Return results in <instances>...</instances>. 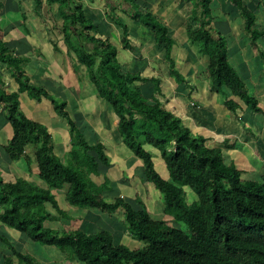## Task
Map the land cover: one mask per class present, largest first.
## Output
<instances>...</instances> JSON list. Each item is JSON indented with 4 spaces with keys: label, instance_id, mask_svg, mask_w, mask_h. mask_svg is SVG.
<instances>
[{
    "label": "trees",
    "instance_id": "obj_1",
    "mask_svg": "<svg viewBox=\"0 0 264 264\" xmlns=\"http://www.w3.org/2000/svg\"><path fill=\"white\" fill-rule=\"evenodd\" d=\"M181 1L191 4L184 28L188 40L199 53L197 65L200 61L202 66L201 62L205 60V69H201L196 78L205 75L209 90L219 94L222 103L238 119L245 109L264 113L262 103L249 92L247 74L242 70L238 72L230 63L229 54L232 55L231 52L228 54L224 37L211 25L213 17L208 18V15L213 8L212 0ZM32 2L34 12L39 16L38 8L43 5L48 13L52 8L57 9L62 21L61 41L67 49V56L74 60V70H82L92 85L91 92L114 113L117 133L141 160L143 182L152 183L160 192L164 213L186 227L169 225L165 219L153 217L139 199L127 201L116 196L112 201H106L101 190L92 188L96 182L89 176L98 174V163L109 165L101 142L88 143L66 109V100L30 83L29 76L20 66L22 58L9 53L1 20L0 104L12 129L2 147L9 160L17 161L29 158L26 147L32 145L37 177L43 184L22 177L6 178L0 169V227L18 231L40 244L56 246L84 264H264V173L257 180L243 179L250 175H244L247 172L237 168L232 161L226 163L223 158V149H232L235 143L230 144L226 137L218 140L212 135L207 138L195 133L186 119L166 108L158 97L162 95L161 76L148 78L140 71L124 70L117 57L119 48L132 52L135 48L129 36L131 31L120 16H111L122 30L121 45L118 46L111 41L110 34L102 33V25L86 15L81 0ZM228 2L239 11L244 34L231 48L239 56L245 48L248 56L253 52L258 57L264 56L258 45L264 37V27L257 26V15L252 13L253 10L248 13L241 0ZM253 7L259 8L257 5ZM116 9L132 24L139 23L152 32L154 44L160 47L163 58L169 62V75L185 89L189 87V97L194 86L174 66L171 50L175 41L170 27L159 20L150 7L141 6L138 0H120ZM21 15L25 20L27 15L23 12ZM53 41H56L53 48L60 49L58 38ZM76 41L79 43L75 44ZM138 56L141 57L140 53ZM262 63L260 72L264 70V61ZM2 66L16 81L17 90H6ZM239 68L243 67L239 65ZM146 82L152 84L147 94L141 86ZM21 92L36 100H48L55 113L67 121L71 141L68 153L73 160L74 157L77 159L78 169L55 154L48 128L23 113L19 100ZM146 145L158 150L167 168V177L156 170L152 153ZM92 150L96 151L97 158L89 154ZM62 187L66 188L65 198L72 206H86L109 214L122 209L127 229L144 246L130 248L116 243L111 232L106 230L87 233L79 229L52 228L48 223L55 221V216L46 210V204H51L58 218L61 210L55 193ZM0 241L11 251L1 256L0 264H40L32 255L17 250L4 230H1Z\"/></svg>",
    "mask_w": 264,
    "mask_h": 264
},
{
    "label": "rangeland",
    "instance_id": "obj_2",
    "mask_svg": "<svg viewBox=\"0 0 264 264\" xmlns=\"http://www.w3.org/2000/svg\"><path fill=\"white\" fill-rule=\"evenodd\" d=\"M7 1L9 3L5 6H2L0 10V19L2 18L1 22L7 23V17H9L10 20L14 19L16 22L20 20V23H16L14 20H11L12 22L9 25H6L7 34L4 33L6 39H4V41L6 42V45L10 50L9 53L12 55H18L15 52L16 48H18V45L26 46L27 50L30 46H32L34 53L45 54L44 52H46V55L50 60L46 59L45 61L42 60L41 62L46 72L49 70V67L51 65H55V63L57 64V60L59 59V67L53 68L55 69V71L61 70L62 83L63 80L65 81V83L61 85L60 82H53L54 86H59L56 88L54 87V92L59 93L60 96L64 97L60 98L68 102V106L66 109L71 114V117L75 121L76 126L84 134L88 143L95 145L97 142H101V148L104 152H106L109 165L104 166L102 163H98V174H90L89 176L92 177L94 181H96V186L93 185L92 188L94 189L96 187L97 189L101 190V196L105 197L103 199L106 201H112V197L114 198L116 196H120V193L123 194L127 201L139 199L145 204L153 217L163 218L169 225H174L185 229L186 226L183 223L174 222L172 216L164 213V203L158 189H156L152 183L143 182L141 178V160L138 159L125 145L121 136L118 135L116 128L114 129L113 126L117 120L114 113L101 98H98L94 93L91 92L92 85L88 83L82 70H74V60H71V58L66 55L67 49L61 41L62 21L58 15L57 9L52 8V10H50V12L48 13L46 5H43L41 8H38L41 15L39 16L34 12V3L32 2V0H30L31 6H29V0ZM117 1L120 0H94L93 2H89L87 0L86 3L88 2V4L91 6L88 7L87 5H85L84 8L87 16L93 18L95 20V23L103 26L102 29H104L102 30V33L104 32L105 35L110 34L109 36L111 41L114 44L120 46L122 39V30L114 23V20L111 16H120L121 20L125 22L128 28L130 25H132V22L128 21L127 17H125L123 13L119 12L118 9H116L117 6H115L114 3H116ZM152 1L153 0H138V3H140L141 6L144 5L148 7H151L153 3L154 10L156 11L158 9V11H160V6L168 2L166 0H159V3L157 4V6H155L156 3ZM171 2L175 3L176 8L178 6L180 7V9H177L179 10L181 16H183V20L179 24H175L176 27L175 25L169 26L171 30V36L175 41L174 45H176V47L174 48V52H172L174 66L179 72H181L182 74L184 73L187 80L190 81L189 83L192 84V81L196 79V74L201 71V69H205V60L201 62L202 66H200V61L199 66L197 65L199 60V53L196 50V46L190 43V41L188 43L193 46L189 48L190 52L183 50V46L181 45L180 47H178V44H183V42L185 41L184 39H186L184 35V27L186 20H188L190 12V2L188 3V1L185 2L181 0H171ZM224 2L220 0H212L211 3L213 8L211 14L208 15V18H210L211 16L213 17V23L211 25L216 27L223 35L224 41L229 48V54L230 52H232L231 47H235L234 44H236V40H238L240 35L242 36L244 34L242 31V18L239 11H236V7L234 5H230L228 0ZM241 4L242 7H245L248 13H250L249 11L253 10L254 12L252 13H254L255 16L257 15L258 17L257 26L264 27V0H241ZM253 5H257L259 6V8H255L253 7ZM22 12L27 15V20L24 21L25 24L23 25L22 23L24 19L17 17L20 16ZM32 18L36 19L35 22H33ZM30 19L31 22H28L30 21ZM191 22L194 24V21ZM128 23H130V25ZM4 24H2V26ZM10 29H16V34H19V37H21L20 34L26 33H32L33 35L32 37L25 35L26 38L30 39L21 40L15 44L11 36L13 35L15 37L16 35H14L13 33L14 30L9 33L8 31ZM129 31L132 32H129V36L132 41V46L135 49L132 52L129 49H123L120 47V53L117 56L118 61L123 65L124 70L132 72L140 71L142 76L148 78L154 75L160 76L161 74L163 75L162 77L165 78V80H163V82L161 83V86L163 85L164 87V85H166L167 83L169 85V90H171V85L172 83H174V79L171 75H169V62H167L163 58V51L160 49V47L157 44H154L152 40V32L139 23H135L133 28H129ZM141 31H144L143 33H145L146 35H142ZM114 34L116 35V37L114 36ZM175 35H180V37H182L183 35V37L181 40H178V42L176 39L177 36ZM46 38H48L47 41L45 40ZM57 38V42L60 46V49L58 50L53 48V42L56 43V41L53 40H56ZM260 40L261 41H258V45L264 52V37ZM43 41L44 43H41ZM77 43L79 42L76 41L75 44ZM44 44L45 46H43ZM173 47L171 51H173ZM60 51H62V53ZM59 52L61 54H59ZM139 53L141 54V58H139L138 56ZM256 54L257 53L252 54V57L255 58V62L251 61L248 57L246 60H248L249 63L247 66H243V68H239V66L235 64L236 62L234 61V57H230V54L229 61L238 72L242 70L245 72L244 74H247L248 77L246 78V85L248 86L249 92L255 95V97H257V99H259V101L264 106V70L260 72L261 70L259 68L263 66L262 62L264 61V56L262 55V57H258ZM30 58L32 57L30 56ZM27 60L28 57L22 59V63L20 66L26 64ZM35 62H37V58H32V66L35 64ZM1 71L3 73L5 82L7 81L5 85L6 90L12 91L15 84L13 77L3 68V66L1 67ZM31 72H33L32 67L26 70L27 76L30 77ZM204 77L205 75H202L203 79ZM55 80L59 81V79ZM61 86L63 87L61 88ZM141 86L146 94L149 93L152 88V84H150V82L142 83ZM163 90H166V87L163 88ZM54 92H52V94L58 97ZM158 97L161 99L162 96ZM215 103L219 104L218 101ZM188 105L190 107L189 112H191L192 115L197 116V122L200 121L198 128L203 131L205 130L204 127H209V123H204L206 120L210 119V117H208L210 115L207 114L208 111L206 110L204 104H202L203 107H198L197 105L196 108L195 105H193V102H191V100H188ZM21 106V110L28 118L39 122L48 128L52 136V144L55 143V150H53L58 155L56 153L55 154L65 163H69L73 166V168L78 169L79 163L76 161L77 159L74 157L75 160H73L68 152H66V154H64L63 152L65 146L67 147V149H71V141L69 136L67 135V130H69L67 121L64 118L58 116L55 113L53 107L50 106V103L46 100L41 101L40 104L36 106L34 105L35 110L33 109V106H26V104H24V100L21 102ZM43 108L45 110H43ZM199 112L203 115L198 116L197 113ZM243 112L244 113L240 116V119L236 118L239 121V125L241 124L242 126H245L244 124L247 123L248 130L252 131L256 135V137L251 141L252 143L250 141L241 143V139L243 136L240 133V141L234 145L233 149H223V158L226 163L232 161L237 168L243 169L244 172H247L244 175H250L248 177H245L243 175V179L257 180L260 178L259 175L264 173V113H249L250 110L246 109ZM4 113V107L2 104H0V169L5 174L6 178L14 179L16 177H22V175H27L30 181H39L41 184H43L42 180L37 178L36 175V163L34 159H32V145H28L26 147L28 151V157L31 158L29 161L26 157L21 158L17 161L9 160L6 157L2 146L7 141L9 135H11L12 129L10 124L7 123L4 117ZM249 116H251V119L253 121L252 123H249V120L245 121V119H248ZM60 132H62L63 137H61ZM213 132L215 134H219L216 130H214ZM244 134H246V132H244ZM62 139L66 141L64 142ZM119 143H121V146L124 150V152H121L120 150V154H118L115 149H113L114 144H117L119 146ZM117 145H115L114 148H116ZM145 147L152 153L156 170L160 173L161 176L167 177L168 171L165 164L159 157L158 150L148 145H146ZM89 154H92L95 158H97L96 151H89ZM128 155L130 156L128 157ZM79 157L80 161H82L81 155ZM123 158H127V165L128 167L131 166L130 168H124L120 166V164H125ZM72 161L74 162L70 163ZM137 162H139V164ZM25 168H28L29 173L27 172L26 174ZM255 172H257V174H255ZM65 190L66 188H63L60 193L56 194L55 200L57 205H60L62 215L57 214L59 219L51 221L54 222L52 223L54 226L50 225L52 228L59 230H73L70 228H74L73 226L75 225V227H77L79 230L87 233H95L100 230H106L111 232L116 243L125 244L130 248H139L144 246V243L142 241H139L135 234L127 229L124 223V216L123 212L121 211L122 209L116 211L113 214L101 212L100 214H96L94 212L98 211H96L95 209H90L89 212H92L98 217L86 214L84 212V210H87L85 206L75 207L70 212L64 209L65 201L63 200V192H65ZM137 190L138 192L135 194ZM123 191H125L126 194ZM46 210L51 212V214H55L54 212H56V210L52 209V206L49 203L46 204ZM73 219L76 220V222H73ZM1 230H4L6 236L14 243V246L17 250L32 255L38 260V263L40 264H84L83 262L76 261L70 254L64 253L60 248L56 246L43 245L38 242L32 241L20 232L10 228L0 227V234ZM10 253L11 251L8 246L0 241V258L1 256H3V254Z\"/></svg>",
    "mask_w": 264,
    "mask_h": 264
},
{
    "label": "crops",
    "instance_id": "obj_3",
    "mask_svg": "<svg viewBox=\"0 0 264 264\" xmlns=\"http://www.w3.org/2000/svg\"><path fill=\"white\" fill-rule=\"evenodd\" d=\"M84 4V7L85 5H87L88 7H90L91 5L88 4V2L86 3L87 0H81ZM89 2L90 1H94V0H88ZM168 1L167 3H164L160 6V11H158V9L155 11L154 8H153V3H152V6L150 7L152 12L156 15V17L161 20L163 23H165L167 26H171V25H175V24H179L182 20H183V16H181L180 12L178 9H180V7L178 6L176 8V5L174 2H171V0H166ZM180 1V0H179ZM226 1V0H225ZM29 2V6L30 5V0L28 1ZM152 2L156 3L155 6H157V4L159 3V0H153ZM171 2V3H170ZM9 2L7 0H0V4L1 6H5L6 4H8ZM107 3V2H106ZM169 3V4H168ZM225 3V2H224ZM115 6H119V1H117L116 3H114ZM190 4V3H189ZM18 5V4H17ZM93 6V5H92ZM114 7V6H112ZM111 7V8H112ZM190 10H191V4H190ZM105 12V11H104ZM106 13V12H105ZM189 15H190V12H189ZM17 17H20L22 18V15L20 16H17ZM8 19V22L7 23H3L4 24L2 27L3 30H4V33L7 34V31H6V25H9L12 21L11 20H14V19H9V17H7ZM162 18V19H161ZM24 19V18H22ZM2 20V18L0 19ZM27 19L23 20V24H25L24 21H26ZM33 22H35V18H32ZM15 21V20H14ZM16 22V21H15ZM28 22H31V19L30 21ZM16 23H20V20ZM171 23V24H170ZM130 25V23H128ZM135 25V23H133L132 25L129 26V28H133ZM133 26V27H132ZM176 27V25H175ZM145 29V28H144ZM14 30V31H13ZM11 31H13L14 35H16L15 37L12 35V40L14 41V43H18L19 41L21 40H28L30 38H26V36H29V37H32V33H26V34H20L21 37H19V34H16L17 30L16 29H10L8 32L10 33ZM144 31H141V34L142 35H146L145 33H143ZM132 33V32H131ZM184 35H185V38L184 39L185 41L180 44H178V47L183 46V50H186L187 52H190L189 48L190 47H193L192 45H190L188 42V38L185 34V30H184ZM177 36V35H175ZM183 37V35H182ZM182 37L177 36V41L178 40H181ZM46 41L48 40V38L45 39ZM44 40V41H45ZM41 42V43H44ZM140 41V40H139ZM179 42V41H178ZM239 43V42H238ZM188 44V46H187ZM45 46V44L43 45ZM176 47V45H174L173 47V51L174 52V48ZM248 48V47H247ZM197 50V48H196ZM247 49L245 48V52L242 53V56H239L238 53L235 52V50L233 48H231V55L232 57H234V61L236 62L235 64L236 65H240V66H247L249 61L246 60L248 57L250 58L251 61H255V59L250 55L248 56L249 52L246 51ZM56 51V50H55ZM178 51V50H177ZM15 52L22 58L24 59L25 57H28V60L26 62V64L22 65V69L24 70V72L26 73V70L28 68H31L32 67V71L31 72V76L29 77L30 78V82L31 84H34V85H37V86H41L43 88H45L49 93H52L54 92V87H59V86H54V83L53 82H60L61 85H63V83H65V81L63 80V83H62V74H61V70L60 71H55L54 68H57L59 67V59L57 60V64L55 63V65H51L50 63V67H49V70L46 72L44 67L42 66L41 62L42 60H46V59H49V57L46 55L47 53L44 52L45 54H38V53H34L33 51V48L32 46L29 47V49L27 50V47L26 46H20L18 45V48H16ZM62 53V51H60ZM59 52V54H61ZM58 53V52H57ZM120 53V51L118 52V54ZM66 54V53H65ZM254 54V52L252 53ZM67 55V54H66ZM30 56L32 58H37V62H35V64L32 66L31 64V61H32V58H30ZM141 56V54H140ZM67 58V56H66ZM141 58V57H139ZM242 58L244 60V62L242 61ZM198 59L200 60V58L198 57ZM40 60V61H39ZM50 60V59H49ZM31 64V65H30ZM252 64V63H251ZM54 67V68H53ZM34 68V69H33ZM176 68V67H175ZM160 71V70H158ZM27 74V73H26ZM184 74V73H183ZM185 75V74H184ZM35 76V77H34ZM160 76L162 77L163 75L160 74ZM186 76V75H185ZM33 78V79H32ZM163 78V77H162ZM14 79V78H13ZM55 79H59V81H56ZM174 79V78H173ZM162 80H165V78H163ZM15 81V80H14ZM163 82V81H162ZM7 83V81H6ZM191 84V83H190ZM192 84L194 86V90L191 91V95L188 97V93H189V87L188 89H184V85H179L177 84L175 81L174 83H172L171 85V88L174 89V90H169V85L166 83V85H162V97L160 99V101L162 102V104L168 108V109H171L173 110L175 113L181 115L184 119L188 120L189 122V125L191 127V129L197 133V134H201L207 138H209L211 135L216 137L218 140L222 139L223 137H226L229 139V143L232 144V143H237L240 141L239 137L241 136L242 134V142L241 143H246L247 141H252L256 135L248 130L247 128V123H245L244 125L245 126H242L241 124L239 125V121L236 119L237 117L232 113L230 112V110L227 109V107L222 103V100L219 96V94L215 93V92H212L209 90V80L208 78L204 77L201 78V79H195L192 81ZM176 88H175V87ZM183 86V88H182ZM63 86H61L62 88ZM166 87V90H163V88ZM18 89V85L15 81V84H14V87H13V90L12 91H15ZM194 92V93H192ZM58 97H62L64 98L63 96H60L59 93H56L54 92ZM187 96V97H186ZM184 99H182V98ZM19 100L20 101V106H21V102L24 100V104H26V106H33V109L35 110V106L40 104L41 101H45L46 99H41V100H36V99H33V98H30L28 96V94L26 92H21L19 94ZM188 100L193 103H195V105H198V107H203L202 104H204V106L206 107V110L208 111V117H210L209 120H206L204 123L205 124H208L209 123V127H204L205 130L201 131L198 127H199V123L200 121L197 122V116L196 115H192L191 112H189V105H188ZM48 101V100H46ZM219 102V104L215 103V102ZM49 102V101H48ZM50 103V102H49ZM35 105V106H34ZM50 106L51 103H50ZM194 107V106H193ZM22 108V106H21ZM197 108V107H196ZM91 109V107H90ZM43 110H45L43 108ZM251 113V112H249ZM198 116L200 115H203L201 114L200 112L197 113ZM247 115H250V114H247ZM252 115V114H251ZM246 120H249L248 122L249 123H252V119H251V116H249L248 119H245ZM193 126V127H192ZM196 126V127H195ZM114 129L116 128V122L114 124ZM216 130L219 134H215L213 131ZM58 131V130H56ZM244 132H246V134H244ZM241 133V134H240ZM61 134V137H63V134L62 132H60ZM67 135L69 136V133H68V130H67ZM236 139V141L234 142V140ZM63 140V139H62ZM64 141V140H63ZM66 141V140H65ZM64 141V142H65ZM117 143V142H116ZM252 143V142H251ZM234 144V145H235ZM115 145L117 144H114L113 146V149H115V151L120 154V150L121 152H124L122 146H121V143H119V146L117 145L116 148ZM241 147V146H240ZM233 149V148H232ZM54 150H55V143H54ZM70 148L67 149V147L65 146V149H64V154H66V152H69ZM33 152V150H32ZM55 152V151H54ZM56 153V152H55ZM57 154V153H56ZM58 155V154H57ZM130 155H128L129 157ZM127 157V158H128ZM127 158H123V161H125V164H120L121 167H128V162H127ZM31 158H27V160L29 161ZM34 159V157L32 158ZM35 161V160H34ZM120 161V160H119ZM139 164V162H137ZM131 167V166H130ZM128 167V168H130ZM141 167V165H140ZM35 170H36V175H37V169L35 167ZM25 172L27 174L28 172V168H25ZM29 173V172H28ZM168 176V174H167ZM22 178L26 179V180H29V177L27 175H22ZM38 178V177H37ZM92 179V177H91ZM93 180V179H92ZM30 181V180H29ZM94 181V180H93ZM33 182V181H32ZM96 182V181H95ZM35 183L37 184H41L39 181H35ZM65 188V187H62L61 189L59 190H56V193H55V199H56V194L57 193H60V191ZM66 191V190H65ZM125 193V191H123ZM138 192V190L135 192V194ZM144 192H145V189H144ZM64 194V197H63V200L65 201V206H64V209L68 210V211H72L73 208L75 207H80V206H72L70 205L69 203L67 204V201H66V198H65V192H63ZM126 194V193H125ZM120 196L124 197L122 193L119 194ZM125 198V197H124ZM58 207L60 208V205L58 204ZM86 207V206H85ZM87 210H84V212L86 214H90V215H93V216H96L95 214H93L92 212L90 213V208L86 207ZM52 209L54 210V208L52 207ZM61 210V208H60ZM96 211L98 212H94L96 214H100V211L95 209ZM54 212V211H53ZM55 214H53L55 216V220H58L59 218H56V212H54ZM102 213V212H101ZM59 215V214H58ZM77 215V214H76ZM98 217V216H96ZM78 221V220H77ZM51 222V221H50ZM49 222V223H50ZM73 222H76V220L73 219ZM48 223V224H49ZM52 223L54 222H51L49 225H53ZM68 223V222H67ZM54 226V225H53ZM74 228H70V229H78L77 227H75V225L73 226Z\"/></svg>",
    "mask_w": 264,
    "mask_h": 264
}]
</instances>
